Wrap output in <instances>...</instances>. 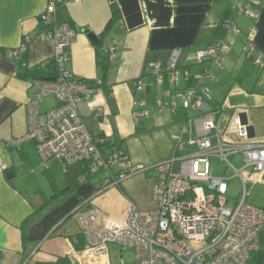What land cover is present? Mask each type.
Here are the masks:
<instances>
[{"label": "crops", "instance_id": "crops-1", "mask_svg": "<svg viewBox=\"0 0 264 264\" xmlns=\"http://www.w3.org/2000/svg\"><path fill=\"white\" fill-rule=\"evenodd\" d=\"M239 1L68 0L58 5L54 23L70 24L76 30L75 41L65 51L63 68L76 80L105 82L114 101L111 105L102 90L80 101L79 114L88 131L114 147L121 144L134 166L151 167L168 161L173 154L172 136L182 132L181 120L186 114L180 108L158 114L157 102L176 101L177 89L200 88L202 80L196 75L206 68L214 78L205 84L210 93L212 86L218 92V98L212 94L205 98L209 106L226 115L243 109L253 137L264 139V129L258 135L255 128L264 124V85L259 86L261 73L242 51L246 35L252 34L257 48L264 53V0L255 7L259 13L256 20L238 15L235 5ZM48 3L49 0H0V160L15 174L7 180L5 172H0V264L55 263L65 256L70 264H97L81 259V250H76L72 242L71 238L80 233L73 215L75 209L84 204V208L100 211L93 227L95 232L101 231L108 221L122 220L131 204L140 212H148L151 208L147 210L138 203L133 179L143 175L152 199L158 173L145 172L125 180L121 183L123 192L118 187L107 188L110 175L106 171H102L105 179L99 182L95 176L86 177L72 194L35 220L27 231L24 248L21 226L25 219L68 186L62 164L50 160L44 166L33 141L23 142L20 148L8 145L28 133V102L40 91L37 80L23 76L20 66H43L53 59L54 41L45 34L48 29L41 17ZM115 11L117 17L112 20ZM229 22H234L240 32L230 31L226 26ZM90 34L102 38V44L95 46ZM26 37L31 42L22 63L3 56V51L18 48ZM223 40L231 49L222 54L221 66L209 61L196 63L197 51ZM106 45L116 47L107 71L99 59ZM176 50L182 51L179 68L190 72L187 80L181 77L177 89L169 73L164 74L160 84L148 72L152 63L168 64ZM138 81L145 85L144 95L135 93L134 84ZM140 98L150 114L135 120L133 112L142 107L134 106V101ZM59 104L56 96L48 95L39 102L38 111L43 116ZM96 107L103 109V117L94 115ZM224 123L225 120L220 126Z\"/></svg>", "mask_w": 264, "mask_h": 264}, {"label": "built area", "instance_id": "built-area-1", "mask_svg": "<svg viewBox=\"0 0 264 264\" xmlns=\"http://www.w3.org/2000/svg\"><path fill=\"white\" fill-rule=\"evenodd\" d=\"M67 1L49 0L41 15L48 28L45 34L54 41L53 60L59 66L58 77L37 81L40 91L28 102V133L8 145L20 148L23 142L33 141L44 166L57 159L64 169L84 163L92 176L106 171L110 175L107 188L118 187L145 172L158 173L152 188L155 208L148 212H140L131 204L122 220L108 221L101 231L95 232L93 227L100 211L84 208V204L75 209L73 215L86 241L79 257L97 264H111L109 246L115 244L135 251L134 264H249L252 253L260 249L258 234L264 230V208L247 203V185L262 181L264 139L251 135L252 127L244 121L243 109L237 108L226 115L209 106L205 98H210L211 93L205 83L214 78L209 69L196 75L202 80L200 88L177 89L181 77L187 80L190 72L179 68L182 51L176 50L168 64L152 63L148 70L160 84L164 82V74L169 73L177 89L176 101L159 100L155 111L158 114L178 108L187 111L181 120L182 132L172 136V157L151 167L134 166L125 151L105 149L104 139L88 131L78 110L80 101L92 97L97 90L74 79L62 66L67 60L65 51L75 41L76 30L70 24L56 25L53 15L57 6ZM258 4L259 0H240L235 7L238 15L256 20ZM226 26L233 33L240 32L234 22ZM30 42V38H24L18 48L8 50L7 58H18ZM115 49L113 45H106L104 51L111 57ZM230 49L226 40L216 42L197 51L195 61L200 65L209 61L221 66L222 54ZM242 51L264 73V53L257 48L252 34L246 35ZM134 90L144 95L145 85L138 81ZM48 95L56 96L60 104L42 116L38 104ZM134 106L142 107L133 112L135 120L149 116L143 98L136 99ZM191 111L196 112L194 117H189ZM94 115L103 117V109L96 107ZM223 120L224 126H220ZM212 158L225 164L222 175L214 174ZM236 161L240 162L239 166ZM115 165H119V171L114 170ZM8 170V165L0 160V172ZM235 177L242 182V197L230 208L227 206L228 181Z\"/></svg>", "mask_w": 264, "mask_h": 264}, {"label": "trees", "instance_id": "trees-1", "mask_svg": "<svg viewBox=\"0 0 264 264\" xmlns=\"http://www.w3.org/2000/svg\"><path fill=\"white\" fill-rule=\"evenodd\" d=\"M117 17V12L115 11L112 16V20H115ZM48 29V28H46ZM103 40L100 39L99 44H102ZM28 47V45H27ZM26 50L19 53L18 58L10 60L16 61L18 64L22 63V60L25 56ZM8 51H3V56L7 58ZM99 59L100 64L103 66L104 70L107 71L110 68V61H109V55L105 53V51L99 53ZM21 72L23 73V76L28 77L31 76L37 81H46V80H53L58 77L59 74V66L56 64V62L52 59L45 63L43 66H37V67H28V66H20ZM83 81L86 84H89L90 87L95 88L96 90H102L105 95L107 96V99L111 103V105L114 103L113 97L111 95L110 86L107 85L105 82H101L100 84H97L95 81ZM96 136V135H95ZM102 139H104L102 136H97ZM102 146L105 149L110 150H123L121 148V144L118 147H114L113 145L109 144V142L105 141L102 143ZM124 151V150H123ZM66 177L68 180V186L67 188L63 190H58L53 196H51L47 202L39 209H36L33 214H31L25 221L23 222L21 226L22 230V239H23V246L26 248L27 245V231L32 226V224L35 222L36 219L40 218L46 211L55 208L61 201H63L67 196L72 194L76 187L83 182V180L86 177H93L88 167L84 163L75 164L72 166H67L65 168ZM119 189L123 192V189L121 188V184L118 186ZM72 242L76 248V250H83L86 247L85 238L81 234V232L74 237L71 238ZM28 264V263H26ZM36 264H70V261L68 257H60L55 263H43L38 262ZM249 264H264V251L261 249L257 250L256 252L252 253L251 259L249 261Z\"/></svg>", "mask_w": 264, "mask_h": 264}, {"label": "rangeland", "instance_id": "rangeland-1", "mask_svg": "<svg viewBox=\"0 0 264 264\" xmlns=\"http://www.w3.org/2000/svg\"><path fill=\"white\" fill-rule=\"evenodd\" d=\"M258 72H260V71H258ZM219 78H220V75H219L218 79ZM259 78H260L259 86L260 85L261 86L264 85L263 84L264 83V73H261L259 75ZM192 79L194 80L195 78L192 77ZM197 81L198 80L195 79V82H197ZM231 81H232V77H231ZM197 83H199V81ZM172 86H171V90H172ZM211 91H212L211 94L213 95V97L214 98H218V97H216V94H218V92L214 89L213 86L211 88ZM173 94H174V92H173ZM236 98H238V96ZM181 113L183 115H185L187 113V111L183 109V110H181ZM195 115H196V112H194V111H191L189 113V117H194ZM255 128H256L257 134L259 135L261 129L262 128L264 129V124H263L262 127H261V125H255ZM52 160L58 161L57 159H52ZM211 163H212V166L214 167V174L222 175L223 172L225 171V164L221 163L216 158H212L211 159ZM235 164L237 166H239L240 162L236 161ZM114 170L115 171H119L120 170L119 165H115ZM149 172H155V171H149ZM228 174L232 175L233 172L232 171L231 172L228 171ZM96 176H95V178L99 182V181H102V180L105 179L106 174H105V172H99L98 175H96ZM142 177H143V175H140V176H137V177H135L133 179L134 182H135L136 192L139 193L138 194V197H139L138 203H140L141 207H147L146 208L147 210L149 208H151V210H152L153 209L152 207H153L154 203L152 202V199L149 196V193L146 191V188H145L146 182L142 181ZM247 187H248V192H249V196L247 198V203L249 205H251V206H254V207L264 208V175L262 177V181L261 182H259V183L250 182V183H248ZM227 196L229 198L227 206L230 207V208H234L235 205L237 204V202L242 197V182H241V180L239 178H236V177L235 178H231L228 181V193H227ZM258 237H259L260 249L262 251H264V230H261L259 232ZM109 250H110V261H111V264H122V263L123 264H134V262H135V251L133 249L122 248V247H119V246H117L115 244H110Z\"/></svg>", "mask_w": 264, "mask_h": 264}, {"label": "water", "instance_id": "water-1", "mask_svg": "<svg viewBox=\"0 0 264 264\" xmlns=\"http://www.w3.org/2000/svg\"><path fill=\"white\" fill-rule=\"evenodd\" d=\"M89 38L95 46L99 45L100 39L97 36L90 34ZM244 121H245V119H244ZM251 135L252 136L254 135L253 129H251ZM5 176H6L7 180H12L15 176L14 171L13 170L6 171Z\"/></svg>", "mask_w": 264, "mask_h": 264}]
</instances>
